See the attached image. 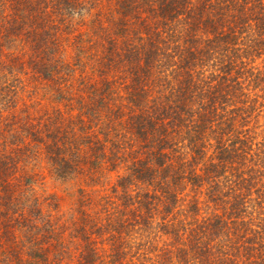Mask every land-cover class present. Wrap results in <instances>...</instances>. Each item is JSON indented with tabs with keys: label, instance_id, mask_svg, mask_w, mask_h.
<instances>
[{
	"label": "trees",
	"instance_id": "obj_1",
	"mask_svg": "<svg viewBox=\"0 0 264 264\" xmlns=\"http://www.w3.org/2000/svg\"><path fill=\"white\" fill-rule=\"evenodd\" d=\"M103 1L0 0V264H264V0ZM47 79L75 113H29ZM81 151L123 170L96 210L19 206L20 165Z\"/></svg>",
	"mask_w": 264,
	"mask_h": 264
},
{
	"label": "rangeland",
	"instance_id": "obj_2",
	"mask_svg": "<svg viewBox=\"0 0 264 264\" xmlns=\"http://www.w3.org/2000/svg\"><path fill=\"white\" fill-rule=\"evenodd\" d=\"M114 0H104L96 10L101 9L102 13H105L106 16L108 14L107 11L113 9ZM111 7V8H110ZM78 13V12H77ZM75 14L74 18L69 22L70 24L66 27V35H76L80 32L87 33L92 28L91 16H86V20L83 21L85 16H81V14ZM112 14V13H111ZM94 17V15H92ZM118 15L116 13L112 14V17L103 21L105 25L109 24L108 20L113 18H117ZM91 19V20H90ZM59 32L62 31L59 29ZM70 32V33H69ZM64 35H62L63 37ZM65 37V36H64ZM67 36L64 39V44H62L61 54L62 59L66 62H71L72 67L61 71V74H66V78L75 76L74 79L77 81L80 75L86 74L82 72V67L77 63V54L75 53V45L77 41L72 42V44L68 45ZM62 40V39H61ZM67 42V43H66ZM88 79H98L99 76L93 70L87 71ZM53 81H48L42 83L40 86H44V88L40 89L41 93L37 95L36 99H32L29 96L24 95V101L31 106L28 108L29 113L32 112L33 116L39 118L42 113H45L47 110V114L52 112L54 107H62V109L68 111V113H75L73 110L69 112V109L63 108L61 106V96L58 92L64 91L69 88V85H64V81L57 83ZM77 85V83H76ZM65 86V87H64ZM68 90V89H67ZM75 88L69 89V94H73ZM23 101V102H24ZM28 106V105H27ZM18 107V106H17ZM25 104H21V108L25 109ZM17 110L18 112L20 109ZM76 111V110H75ZM23 114V111L20 112ZM24 116V114H23ZM14 117V116H13ZM12 116L8 115V120H11ZM7 120V121H8ZM71 122L66 121V125ZM102 136V135H101ZM86 153L83 151L80 152V155L74 154L76 162V168L71 169L68 172L67 176H59L61 174V166H58L56 163L52 162L46 153H43L39 156L36 161H32V163L20 165L21 171H26V174H30V179L23 182V184H17L14 187L13 195L23 196L20 202H18L19 206L24 207L25 204L34 203L35 196L40 199L45 209H51L56 207L57 210H60V214L62 219L71 221H78L81 219V209L88 210H96L98 208L99 202L104 198L102 196H111V188L114 181L117 180L118 174L123 173V170L120 172L108 170V166L104 165L99 170L95 166L90 164L84 156ZM73 158V157H72ZM71 159V158H70ZM74 159V158H73ZM72 160V159H71ZM91 174H93L91 176ZM20 181V179H19ZM32 189H28V188ZM33 200V201H32ZM32 201V202H31Z\"/></svg>",
	"mask_w": 264,
	"mask_h": 264
}]
</instances>
